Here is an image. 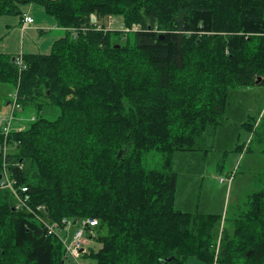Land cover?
<instances>
[{
    "label": "trees",
    "instance_id": "1",
    "mask_svg": "<svg viewBox=\"0 0 264 264\" xmlns=\"http://www.w3.org/2000/svg\"><path fill=\"white\" fill-rule=\"evenodd\" d=\"M35 3L65 31L20 73L0 53V84L33 115L8 138L7 173L28 202L16 209L0 189V264H72L64 219L97 221L86 231L99 248L80 255L93 264H213L221 217L176 210L170 166L220 124L231 90L264 85V0H0V17ZM113 16L125 32L104 28ZM149 152L162 171L143 167ZM231 223L216 264H264V191Z\"/></svg>",
    "mask_w": 264,
    "mask_h": 264
},
{
    "label": "rangeland",
    "instance_id": "2",
    "mask_svg": "<svg viewBox=\"0 0 264 264\" xmlns=\"http://www.w3.org/2000/svg\"><path fill=\"white\" fill-rule=\"evenodd\" d=\"M19 11L32 17L35 24L23 29L19 15L0 17V53L14 57L51 53L54 40L63 36L64 31L55 30L54 22L38 3L19 5ZM104 28L126 31L121 16L110 17L104 22ZM14 92L15 89L0 84V119L9 114L8 100L11 101ZM15 114L18 122L14 121L13 130L20 126L19 123L28 124L33 116L23 109ZM195 147V151L178 152L172 158L170 171L177 178L174 207L182 212L221 217L214 246V257L218 259L223 232H231V222L249 197L264 191V85L231 90L229 105L220 124L207 128L197 138ZM142 165L146 170L162 171L164 156L157 152L146 153ZM232 177L228 186L227 180ZM221 180L225 182L221 183ZM67 231L60 235L69 244L71 239H68ZM85 232L89 231L82 234L83 245H91L96 251L99 245L94 244L95 241L89 243ZM90 233L95 236L96 232L90 230ZM68 261L93 264L91 259L85 260L82 256ZM186 263L206 264L194 256L188 257Z\"/></svg>",
    "mask_w": 264,
    "mask_h": 264
},
{
    "label": "built area",
    "instance_id": "3",
    "mask_svg": "<svg viewBox=\"0 0 264 264\" xmlns=\"http://www.w3.org/2000/svg\"><path fill=\"white\" fill-rule=\"evenodd\" d=\"M92 22H95L94 18H91ZM33 19L28 16L27 14H23L22 15V26L21 28L25 29L27 26H31L33 24ZM63 30V29H62ZM65 31V30H63ZM71 37L73 39H75L76 37V30L75 28H71L68 29ZM14 64L17 67L19 73L24 71L26 68V65L24 64L23 61V56H17L14 58ZM11 106V110L9 112V114L3 118L0 119V125H1V134L3 137V142L0 145V155H1V179H0V189H5L8 190L14 200V204H15V208L16 209H24V207L26 206L25 203L28 202V197L25 195L24 198L22 196L23 193H27V188L23 187V186H17L15 184L14 181L10 180V178L8 177V173H7V169H6V157L8 154V150H9V145H8V138L10 136V134L12 133L13 129V123L16 120L18 122V120L16 119V110L19 109V104L17 102V96L13 95V97L11 98V102L9 103ZM33 120V118L31 119V121ZM20 126H18V128L16 129L17 131L23 130L24 126L21 125V123H19ZM233 177L231 179H228V186L230 185L231 181H232ZM221 183H224L225 180H221ZM41 208L39 207L38 210H40ZM29 211V209H27ZM39 221H42L43 223H45L46 227H47V231L49 234H53L55 231V227L54 225L49 224L46 219L44 218V220L40 217H38ZM96 220H83L79 223V227L78 229L74 232V234L71 237V240L69 242V244L65 243V240H63V238L61 237V235H59V238L61 239L62 244L64 245L65 251H66V255L74 260H77V257L80 256L82 254V252H85L84 248H83V241H82V234L83 232L86 230V227H95L96 225ZM62 224L67 225L64 227V229H70L71 228V223L70 221H66L65 219L63 220ZM63 229V230H64ZM62 230V232H63ZM79 263V262H77ZM216 263V259H214V264Z\"/></svg>",
    "mask_w": 264,
    "mask_h": 264
},
{
    "label": "crops",
    "instance_id": "4",
    "mask_svg": "<svg viewBox=\"0 0 264 264\" xmlns=\"http://www.w3.org/2000/svg\"><path fill=\"white\" fill-rule=\"evenodd\" d=\"M23 14H26V13H23ZM28 15V14H27ZM29 16V15H28ZM20 22H21V24H22V17H21V19H20ZM35 24V22L31 25V26H33ZM30 26V27H31ZM56 26V25H55ZM55 30H57V31H62L63 32V30H60V29H58L57 27L55 28ZM210 214V213H209ZM64 230H68L66 233H68V239H71V237H72V234L77 230V228H70V229H64ZM64 230H63V232H64ZM89 231V233L88 232H85V233H87V241L89 242V243H91L92 242V240L90 239V235H91V233H90V230H88ZM87 241H86V243H87ZM88 246H90V247H88ZM86 247H88V248H86ZM83 248H84V250L85 251H89L90 249H92L91 248V245H83ZM216 264V263H215Z\"/></svg>",
    "mask_w": 264,
    "mask_h": 264
},
{
    "label": "water",
    "instance_id": "5",
    "mask_svg": "<svg viewBox=\"0 0 264 264\" xmlns=\"http://www.w3.org/2000/svg\"><path fill=\"white\" fill-rule=\"evenodd\" d=\"M119 46H117V48H118ZM260 81V78H258L257 80H256V84L258 83ZM121 156V153L119 152L118 153V155H117V158H119ZM0 179H1V175H0ZM75 224V221L73 222V225ZM250 255V253L248 254V256ZM168 260H171V259H168Z\"/></svg>",
    "mask_w": 264,
    "mask_h": 264
},
{
    "label": "bare ground",
    "instance_id": "6",
    "mask_svg": "<svg viewBox=\"0 0 264 264\" xmlns=\"http://www.w3.org/2000/svg\"><path fill=\"white\" fill-rule=\"evenodd\" d=\"M32 18V17H31ZM34 21V20H33ZM34 23V22H33ZM28 27V26H27ZM82 30V29H81ZM84 30H87V29H84ZM77 31V30H76ZM81 32V31H80ZM82 33V32H81ZM70 34V33H69ZM49 94V93H48ZM3 142V141H2ZM6 159H8V158H6ZM7 168V167H6ZM9 177V176H8ZM50 218V217H49ZM46 219V218H45ZM50 222V221H49ZM62 222V221H61ZM71 222V221H70ZM62 224V223H61ZM46 226V225H45ZM61 227H64L63 226V224H62V226ZM58 229V228H57ZM63 230V229H62ZM61 230V231H62ZM56 232H57V230H55ZM60 231V230H59ZM68 236V235H67ZM83 241V240H82ZM66 243V242H65Z\"/></svg>",
    "mask_w": 264,
    "mask_h": 264
},
{
    "label": "clouds",
    "instance_id": "7",
    "mask_svg": "<svg viewBox=\"0 0 264 264\" xmlns=\"http://www.w3.org/2000/svg\"><path fill=\"white\" fill-rule=\"evenodd\" d=\"M92 236V234L90 235V237ZM85 252H87V251H85Z\"/></svg>",
    "mask_w": 264,
    "mask_h": 264
}]
</instances>
